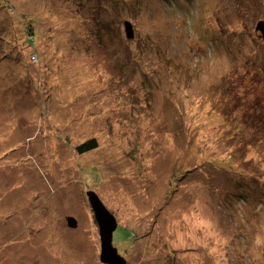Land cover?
<instances>
[{
  "label": "rangeland",
  "instance_id": "rangeland-1",
  "mask_svg": "<svg viewBox=\"0 0 264 264\" xmlns=\"http://www.w3.org/2000/svg\"><path fill=\"white\" fill-rule=\"evenodd\" d=\"M2 1L0 264H264V0Z\"/></svg>",
  "mask_w": 264,
  "mask_h": 264
},
{
  "label": "water",
  "instance_id": "water-1",
  "mask_svg": "<svg viewBox=\"0 0 264 264\" xmlns=\"http://www.w3.org/2000/svg\"><path fill=\"white\" fill-rule=\"evenodd\" d=\"M124 25L126 37L132 38L134 36V31L131 22L125 21ZM257 29L260 31L262 38L264 39V21L258 22ZM87 195L99 231L100 261L104 264H126V259L118 253L112 243L113 232L118 225L116 218L105 207L96 193L88 191ZM67 226L70 228H75L77 226L73 217L67 218Z\"/></svg>",
  "mask_w": 264,
  "mask_h": 264
},
{
  "label": "trees",
  "instance_id": "trees-1",
  "mask_svg": "<svg viewBox=\"0 0 264 264\" xmlns=\"http://www.w3.org/2000/svg\"><path fill=\"white\" fill-rule=\"evenodd\" d=\"M2 1V0H0ZM3 3L1 5H4V6H7L9 4V1L7 0H3L2 1ZM11 3V2H10ZM240 4V3H239ZM259 21H257L256 25L258 24ZM132 24V23H131ZM133 27V25H132ZM133 31H134V27H133ZM28 35V34H27ZM30 39V38H29ZM28 39V40H29ZM262 60L258 59V62H256L257 64L261 61V63L258 65V68H262L264 69V58H261ZM97 147V143H96V140L95 138H91V139H88L84 142H82L81 144H79L76 148L79 152L81 153H84V152H87V151H90V150H93ZM189 170V169H188Z\"/></svg>",
  "mask_w": 264,
  "mask_h": 264
},
{
  "label": "bare ground",
  "instance_id": "bare-ground-1",
  "mask_svg": "<svg viewBox=\"0 0 264 264\" xmlns=\"http://www.w3.org/2000/svg\"><path fill=\"white\" fill-rule=\"evenodd\" d=\"M175 4H179L178 2H174ZM130 22V21H129ZM132 29H133V27H132ZM157 149L156 148H154V150H152L153 152L154 151H156ZM156 153V152H155ZM115 155H119L118 153H114ZM116 159V158H115ZM117 160V159H116ZM133 171H130V169H128V168H126L125 169V171L122 173V175H123V177H127L126 179H131V173H132ZM143 173H144V175L145 174H147L148 172L147 171H143ZM136 174V173H135ZM136 177H137V175H136ZM143 177L142 176H138L137 177V180H141ZM194 222H198V221H196V218L194 217ZM222 233V232H221ZM220 232H218V239H222V236L220 235L221 234ZM216 245H219V250H218V252L217 253H220V251L222 250V249H224L225 248V243H222V242H218ZM217 257H219V256H217Z\"/></svg>",
  "mask_w": 264,
  "mask_h": 264
}]
</instances>
